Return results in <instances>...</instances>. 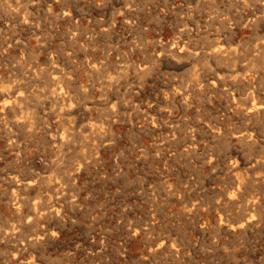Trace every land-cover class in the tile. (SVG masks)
<instances>
[{"label": "rangeland", "instance_id": "1", "mask_svg": "<svg viewBox=\"0 0 264 264\" xmlns=\"http://www.w3.org/2000/svg\"><path fill=\"white\" fill-rule=\"evenodd\" d=\"M259 1L0 0V264H264Z\"/></svg>", "mask_w": 264, "mask_h": 264}, {"label": "bare ground", "instance_id": "2", "mask_svg": "<svg viewBox=\"0 0 264 264\" xmlns=\"http://www.w3.org/2000/svg\"><path fill=\"white\" fill-rule=\"evenodd\" d=\"M257 1H258V0H256V2H257ZM260 1H261V0H260ZM260 1H259V2H260ZM261 2H262V1H261ZM239 4H240V3H239ZM263 4H264V3H263ZM251 7H252V6H251ZM12 8H13V6H12ZM7 9H8V8H7ZM10 9H11V8H10ZM15 9H17V8H15ZM18 9H19V8H18ZM255 9H258V6H257V8H255ZM8 10H9V9H8ZM9 11H10V10H9ZM22 11H23V10H22ZM232 11H233V10H232ZM11 12H12V11H11ZM12 13H14V12H12ZM257 13H259V11H258ZM19 14H20V13H19ZM19 14H18V16H20ZM255 14H256V12H255ZM13 15H14V14H13ZM260 15H262V14H260ZM231 16H232V15H231ZM12 17H13V16H12ZM12 17H11V18H12ZM247 17H248V16H247ZM256 17H259V15L256 16ZM256 17H255V18H256ZM240 18H241V17H240ZM249 18H250V15H249ZM251 18H252V16H251ZM255 18H254V19H255ZM12 19H13V18H12ZM12 19H11V20H12ZM229 19H230V18H229ZM263 19H264V18H263ZM9 20H10V19H9ZM222 20H223V19H222ZM224 20H225V19H224ZM250 20H252V19H250ZM257 20H261V19H258V18H257ZM240 21H241V20H240ZM242 21H243V20H242ZM252 21H253V20H252ZM25 22H26V21H25ZM259 22H260V21H259ZM262 22H263V20H262ZM262 22H261V24H262ZM224 23H225V21H224ZM227 23H228V22H227ZM230 23H231V22H230ZM246 23H248V22H246ZM252 23H253V22H252ZM188 24H189V23H188ZM257 24H258V23H257ZM258 25H259V24H258ZM258 25H257V26H258ZM259 26H260V25H259ZM5 27H6V26H5ZM15 27H16V26H15ZM187 27H188V26H187ZM224 28H226V27H224ZM257 28H258V27H257ZM257 28H256V29H257ZM260 28H261V27H260ZM263 28H264V27H263ZM252 29H253V28H252ZM258 30H259V28H258ZM221 31H222V30H221ZM103 32H104V31H103ZM231 32H232V31H231ZM1 33H2V32H1ZM1 33H0V35H1ZM231 34H232V33H231ZM221 36H222V35H221ZM250 36H251V35H250ZM218 37H219V36H218ZM262 37H263V36H262ZM262 37H261V38H262ZM221 40H222V38H220V42H221ZM230 41H231V40H230ZM214 42H215V41H214ZM218 42H219V38H218ZM220 42H219V43H220ZM261 42H262V41H261ZM185 43H186V41H185ZM224 43H225V42H224ZM249 43H250V42H249ZM257 43H258V42H257ZM179 44H180V43H179ZM220 44H221V43H220ZM222 44H223V43H222ZM239 44H240V43H239ZM185 45H186V44H185ZM185 45H184V47H185ZM256 45H257V44H256ZM259 45H260V44H259ZM23 46H24V45H23ZM217 46H218V45H217ZM219 46H220V45H219ZM231 46H235V45L231 44ZM240 46H241V45H240ZM257 46H258V45H257ZM261 46H263V45H261ZM261 46H260V47H261ZM186 48H187V46H186ZM222 48H223V47H222ZM222 48H221V49H222ZM227 48H228V45H227ZM229 48H230V47H229ZM231 48H232V47H231ZM236 48H237V47H236ZM192 49H193V48H192ZM225 49H226V48H225ZM225 49H224V50H225ZM260 49H261V48H260ZM262 49H263V48H262ZM28 50H29V49H28ZM182 50H183V49H182ZM224 50H223V51H224ZM234 50H235V49H234ZM234 50H232V51L234 52ZM178 51H179V50H178ZM188 51H190V50H188ZM192 51H193V50H192ZM212 51H213V50H212ZM223 51H222V52H223ZM252 51H253V50H252ZM216 52H217V51H216ZM224 52H226V51H224ZM227 52L229 53L230 51H227ZM244 52H245V50H244ZM263 52H264V50H263ZM235 53H236V52H235ZM237 53H238V52H237ZM261 53H262V52H261ZM180 54H181V53H180ZM197 54H198V53H197ZM211 54H212V53H211ZM218 54H219V53H218ZM230 54H231V53H230ZM233 54H234V53H233ZM233 54H232V55H233ZM262 54H264V53H262ZM120 55H121V54H120ZM170 55H171V54H170ZM223 55H224V53H223ZM121 56H122V55H121ZM186 56H187V55H186ZM224 56H225V55H224ZM224 56H223V57H224ZM234 56H235V55H234ZM237 56H238V55H237ZM256 56H257V55H256ZM263 56H264V55H263ZM263 56L260 55V57H263ZM182 57H183V56H182ZM220 57H221V56H220ZM220 57H219V58H220ZM227 57H228V56H227ZM230 57H231V56H230ZM260 57H257V58H260ZM58 58H59V57H58ZM184 58H185V57H184ZM221 58H222V57H221ZM233 58H234V57H233ZM237 58H238V57H237ZM239 58H240V57H239ZM263 58H264V57H263ZM263 58H262V59H263ZM223 59H224V58H223ZM223 59H221V60H223ZM228 59H229V57H228ZM230 59H231V58H230ZM216 60H217V59H216ZM191 61H192V60H191ZM229 61H230V60H229ZM237 61H238V60H237ZM244 61H245V60H244ZM41 63H42V62H41ZM244 63H245V62H244ZM96 64H97V63H96ZM260 64H261V63H260ZM56 65H57V64H56ZM94 65H95V64H94ZM98 65H99V64H98ZM98 65H97V66H98ZM38 66H39V65H38ZM35 67H36V66H35ZM94 67H95V66H94ZM126 67H127V65H126ZM126 67L124 66V68H126ZM134 67H135V66H134ZM240 67H241V66H240ZM20 68H21V67H20ZM124 68H123V69H124ZM129 68H130V67H128V69H129ZM136 68H137V67H136ZM143 68H144V67H143ZM147 68H148V67H147ZM254 68L256 69V67H254ZM21 69H22V68H21ZM21 69H20V70H21ZM52 69H53V68H52ZM95 69H97V68H95ZM95 69H93V70H95ZM245 69H246V68H245ZM20 70H19V71H20ZM36 70H37V69H36ZM39 70H40V69H39ZM42 70H43V69H42ZM135 70H137V69H135ZM138 70H140V69H138ZM147 70H148V69H147ZM257 71H258V70H257ZM20 72H21V71H20ZM39 72H40V71H39ZM41 72H42V71H41ZM43 72H44V71H43ZM138 72H139V71H138ZM246 72H247V71H246ZM21 73H22V72H21ZM127 73H128V72H127ZM220 73H221V72H220ZM237 73H238V72H237ZM19 74H20V73H19ZM35 74H36V72H35ZM139 74H140V73H139ZM217 74H218V73H217ZM223 74H224V73H223ZM229 74H230V73H229ZM44 75H45V74H44ZM233 75H234V74H233ZM233 75H231V76H233ZM237 75H238V74H237ZM246 75H247V73H246ZM39 76H40V75H39ZM127 76H128V75H127ZM36 77H37V76H36ZM44 77H45V76H44ZM46 77H47V76H46ZM55 77H57V76H55ZM234 77H235V76H234ZM32 78H33V77H32ZM38 78H39V77H38ZM237 78H238V77H237ZM246 78H247V76H246ZM33 79H34V78H33ZM36 79H37V78H36ZM232 79H233V78H232ZM235 79H236V78H235ZM241 79H242V78H241ZM243 79H244V78H243ZM1 80H2V79H1ZM47 80H48V77H47ZM236 80H238V79H236ZM73 81H74V80H73ZM117 81H118V80H117ZM215 81H216V80H215ZM262 81H263V79H262ZM1 82H2V81H1ZM5 83H6V81H5ZM216 83H217V82H216ZM260 83H261V82H260ZM252 84H253V83H252ZM1 86H3V82H2V85H0V87H1ZM4 86H7V85L4 84ZM251 86H252V85H251ZM7 87L9 88V86H7ZM10 87H11V86H10ZM78 87H79V86H78ZM11 88H12V87H11ZM15 88H17V87H15ZM58 88H59V87H58ZM58 88H56V89H58ZM74 88H75V87H74ZM76 88H77V87H76ZM76 88H75V89H76ZM80 88H81V86H80ZM1 89H2V88H1ZM84 89L87 90L86 88H84ZM88 89H89V88H88ZM189 89H190V88H189ZM53 90H54V89H53ZM67 90H68V89H67ZM16 91H18V90H16ZM50 91H52V90H50ZM56 91H57V90H55V92H56ZM61 91H62V90H61ZM69 91H70V90H69ZM69 91H67V92L70 93ZM249 91H251V90H249ZM254 91H255V90H254ZM254 91H252V92H254ZM9 92H10V91H9ZM82 92H83V91H82ZM86 92H87V91H86ZM3 93H4V91H3ZM10 93H11V92H10ZM10 93H9V94H10ZM50 93H51V92H50ZM52 93H53V92H52ZM250 93H251V92H250ZM0 94L3 95L2 93H0ZM12 94H13V93H11V95H12ZM16 94H17V93H16ZM55 94H56L55 96H57V93H55ZM61 94H62V93H61ZM83 94H85V93H83ZM254 94H255V97H256V93H255V92H254ZM18 95H19V94H18ZM245 95H246V94H245ZM13 96H14V95H13ZM51 96H52V95H51ZM86 96H87V95H86ZM86 96H85V98H86ZM242 96H243V95H242ZM0 97H1V96H0ZM18 97H19V96H18ZM14 98H15V97H14ZM19 98H20V97H19ZM24 98H25V97H24ZM51 98H52V97H50V99H51ZM54 98H55V97H54ZM56 98L59 99L60 96H59V98H58V97H56ZM10 99H11V98H10ZM25 99L27 100V98H25ZM90 99H91V98H90ZM255 99H256V98H255ZM26 100H25V102H26ZM51 100L53 101V99H51ZM61 100H62V99H61ZM61 100H59L60 103H61ZM253 100H254V99H253ZM9 101H10V100H9ZM57 101H58V100H57ZM251 101H252V100H251ZM21 102H22V101H21ZM54 102H55V101H54ZM88 102H89V101H88ZM253 102H255V100H254ZM256 102L258 103V101H256ZM10 103H11V102H10ZM10 103H9V104H10ZM55 103H58V102H55ZM72 103H73V102H72ZM242 103H243V102H242ZM7 104H8V103H7ZM86 104H87V102H86ZM91 104H92V102H91ZM18 105H19V104H18ZM58 105H59V103H58ZM251 105H252V104H251ZM59 106L62 107L61 105H59ZM67 106H68V105H67ZM143 106H144V105H143ZM255 106H256V105H255ZM15 107H17V106H15ZM15 107H14V108H15ZM74 107H75V106H74ZM244 107H245V105H244ZM248 107L250 108V105H249ZM251 107H252V106H251ZM256 107H257V106H256ZM256 107H255V108H256ZM14 108H13V109H14ZM43 108H44V107H43ZM49 108H50V107H49ZM76 108H77V107H76ZM91 108H92V107H91ZM261 108H263V107L261 106ZM18 109H19V108H18ZM18 109L16 110V108H15L16 111H18ZM68 109H69V108H68ZM246 109H247V108H246ZM258 109H259V108H258ZM258 109H257V110H258ZM1 110H2V108H1ZM47 110H48V109H47ZM87 110H88V109H87ZM130 110H131V109H130ZM5 111H6V110H5ZM261 111H263V110H261ZM20 112H21V110H20ZM85 112H86V111H85ZM254 112H255V111H254ZM258 112H259V111H258ZM258 112H257V113H258ZM6 113H8V112H6ZM13 113H14V112H13ZM252 113H253V110H252ZM16 114H17V112H16ZM16 114H15V116H16ZM19 114H20V113H19ZM19 114H18V115H19ZM65 114H66V113H65ZM138 114H139V113H138ZM245 114H246V113H245ZM259 114H260V113H259ZM7 115H9V114H7ZM10 115H11V114H10ZM12 115H13V114H12ZM246 115H247V114H246ZM263 115H264V113H263ZM15 116H14V117H15ZM20 116H21V115H20ZM128 116H129V115H128ZM16 117L19 119L18 116H16ZM23 117H24V116H23ZM41 117H42V116H41ZM44 117H45V116H44ZM88 117H89V116H88ZM230 117H231V116H230ZM20 119H21V118H20ZM20 119H19V120H20ZM22 119H23V118H22ZM127 119H128V118H127ZM8 120H9V119H8ZM10 120H12V119H10ZM128 120H129V119H128ZM262 121H263V119H262ZM157 122H158V121H157ZM13 123H14V122H13ZM16 123H17V122H16ZM16 123H15V125H16ZM65 123H66V122H65ZM128 123H129V122H128ZM263 123H264V122H263ZM11 126H12V125H11ZM23 126H24V125H23ZM154 128H155V127H154ZM218 128H219V127H218ZM94 129H95V128H94ZM175 129H176V128H175ZM99 130H100V129H99ZM94 132H95V131H94ZM71 133H72V132H71ZM96 133H98V132H96ZM175 133H176V132H175ZM93 134H94V133H93ZM98 134H99V133H98ZM190 134H191V133H190ZM251 134H252V133H251ZM74 135H75V134H74ZM95 135H96V134H95ZM168 136H169V135H168ZM177 136H178V135H177ZM187 136H188V135H187ZM232 136H233V135H232ZM249 136H250V135H249ZM106 137H107V136H106ZM226 137H227V136H226ZM245 137H246V136H245ZM66 138H67V137H66ZM71 138H72V137H71ZM172 138H173V137H172ZM214 139H215V138H214ZM225 140H226V139H225ZM61 141H62V140H61ZM195 141H196V140H195ZM59 144H60V143H59ZM187 145H188V144H187ZM191 145H192V144H191ZM188 146H189V145H188ZM193 146H194V145H193ZM184 147H185V146H184ZM187 150H188V149H187ZM189 152H190V151H189ZM171 153H172V152H171ZM165 158H166V157H165ZM213 161H214V160H213ZM165 164H166V163H165ZM13 170H14V169H13ZM236 171H237V170H236ZM13 172H14V171H13ZM17 172H18V171H17ZM13 174H14V173H13ZM11 176H12V175H11ZM13 176H15V174H14ZM8 177H9V176H8ZM18 177H19V175H18ZM18 177L15 176V178H17V179H18ZM70 177H71V176H70ZM161 178H162V177H161ZM11 179H12V178H11ZM11 179H8V180H11ZM235 179H236V178H235ZM24 180H25V179H24ZM51 180H52V179H51ZM238 180H239V179H238ZM252 180H253V179H252ZM11 181H12V180H11ZM25 181H26V180H25ZM28 181H29V180H28ZM28 181H27V182H28ZM188 181H189V180H188ZM9 182H10V181H9ZM14 182H15V181H14ZM14 182H13V183H14ZM22 182H23V181H22ZM52 182H53V181H52ZM52 182L49 183V184L53 186L54 183L52 184ZM10 184L12 185V183H10ZM19 184H21V183H19ZM26 184H27V183H26ZM26 184H25L24 186H26ZM47 184H48V183H47ZM49 184H48V186H50ZM55 184H57V183H55ZM150 184H151V183H150ZM238 184H239V183H238ZM8 185H9V184H8ZM14 185H15V184H14ZM57 185H58V184H57ZM9 186H10V185H9ZM15 186H16V185H15ZM15 186H14V187H15ZM27 186H29V185H27ZM240 186H241V184H240ZM10 187H11V186H10ZM55 187H56V186H55ZM55 187H54L53 189H55ZM57 187H58V186H57ZM16 188H17V187H16ZM18 188H20V187H18ZM25 188H26V187H25ZM30 188H31V187H30ZM50 188H51V187H50ZM173 188H174V187H173ZM20 189H22V188H20ZM20 189H19V192H20ZM10 190H11V189H10ZM16 190H17V189H16ZM24 190H25V189H24ZM8 191H9V190H8ZM165 191H166V190H165ZM232 191H233V190H232ZM13 192H14V191H13ZM52 192H53V191H52ZM21 194H22V192H21ZM170 194H171V193H170ZM227 194H228V193H227ZM49 195H50V194H49ZM11 196H12V195H11ZM27 196H28V195H27ZM61 196H62V195H61ZM63 196H64V194H63ZM64 197H65V196H64ZM25 198H26V196L24 197V200H25ZM54 198H55V197H54ZM61 198H62V197H61ZM11 199H12V197L10 198V200H11ZM13 199H14V198H13ZM28 199H29V197H28ZM64 199H65V198H64ZM64 199H63V200H64ZM14 200H15V199H14ZM16 200H17V196H16ZM51 200L53 201V199H51ZM17 201H19V199H18ZM17 201H16V202H17ZM20 201H21V199H20ZM20 201H19V202H20ZM36 201H38V200H36ZM12 202H13V200H12ZM16 202H14V203H16ZM21 202H22V201H21ZM28 202H29V201H28ZM72 202H73V201H72ZM76 202H77V201H76ZM238 202H239V201H238ZM6 203H8V202H6ZM29 203H30V202H29ZM39 203H40V202H39ZM39 203H38V206H39ZM42 203H43V202H42ZM12 204H13V203H12ZM17 204H18V203H17ZM26 204H27V203H26ZM34 204H35V203H34ZM34 204H33V205H34ZM61 204H62V203H61ZM67 204L69 205L70 203H67ZM18 205H19V204H18ZM30 205H31V203H30ZM42 205H43V204H42ZM46 205H47V204H46ZM72 205H73V204H72ZM217 205H218V204H217ZM16 206H17V205H16ZM34 206H35V205H34ZM36 206H37V205H36ZM63 206H64V205H63ZM231 206H232V205H231ZM262 206H263V205H262ZM20 207H21V205H20ZM39 207H40V206H39ZM255 207H256V206H255ZM18 208H19V207H17V209H18ZM32 208H33V206H32ZM34 208H35V207H34ZM40 208H41V207H40ZM44 208H45V207H44ZM46 208H47V207H46ZM48 208H49V206H48ZM56 208H57V207H56ZM56 208H55V210H53V208H52V213H53V211H56ZM29 209H30V208H29ZM57 209H58V208H57ZM62 209H63V208H62ZM12 210H13V209H12ZM41 210H42V209H41ZM46 210H47V209H46ZM210 210H211V209H210ZM30 211H31V210H30ZM33 211H34V210H33ZM50 211H51V210H50ZM50 211H49V212H50ZM59 211H61V210H59ZM59 211H58V212H59ZM58 212H57V213H58ZM15 213H16V212H15ZM17 213H18V212H17ZM17 213H16V214H17ZM37 213H38V212H37ZM55 213H56V212H55ZM30 214H31V212H30ZM30 214H29V215H30ZM49 214H50V213H49ZM2 215H3V214H2ZM18 215H19V214H18ZM247 215H248V214H247ZM56 216H57V215H56ZM0 217L2 218L1 214H0ZM3 217H4V216H3ZM20 217H21V216H20ZM27 217H28V216H27ZM37 217H38V216H37ZM37 217H36V218H37ZM41 217H42V216H41ZM57 217H58V216H57ZM5 218H7V217H5ZM58 218H59V217H58ZM251 218H252V217H251ZM32 219H33V218H32ZM5 220H7V222H8L9 218H8V219H5ZM5 220H4V221H5ZM14 220H15V219H14ZM30 220H31V219H30ZM30 220H29V221H30ZM37 220H38V218H37ZM26 221H27V220H26ZM219 221H220V220H219ZM242 221H243V220H242ZM247 221H248V220H247ZM251 222H253V221H251ZM254 222H255V221H254ZM36 223H37V222H36ZM245 223H247V222H245ZM245 223H242V224L244 225ZM27 224H28V223H27ZM30 224H31V223H30ZM232 224H233V223H232ZM5 225H6V224H5ZM11 225H12V224H11ZM22 225H23V224H22ZM35 226H36V225H35ZM86 226H87V225H86ZM149 226H150V225H149ZM12 227H13V226H12ZM29 227H30V226H29ZM230 227H231V226H230ZM247 227H248V224H247ZM21 228H22V227H21ZM23 228H24V227H23ZM231 228H232V227H231ZM242 228H243V227H242ZM15 229H17V228H15ZM24 229H25V228H24ZM40 229H41V228H40ZM0 230H1V229H0ZM2 230H4V229H2ZM235 230H236V228H235ZM241 230H243V229H241ZM244 230H245V229H244ZM5 231H6V230H5ZM17 231H18V230H17ZM19 231H20V230H19ZM25 231H26V230H25ZM41 231H42V229H41ZM140 231H141V230H140ZM144 231H145V230H144ZM239 231H240V230H239ZM247 231H248V230H247ZM3 232H4V231H3ZM14 232H15V230H14ZM5 233H6V232H5ZM5 233H4V234H5ZM20 233H21V232H20ZM20 233H19V235H20ZM140 233H141V232H140ZM145 233H147V232H145ZM0 234H1V232H0ZM15 234H17V233H15ZM246 234H247V233H246ZM29 235H32V234H29ZM34 235H35V234H34ZM37 235H38V234H37ZM39 235H40V233H39ZM136 235H137V234H136ZM20 236H21V235H20ZM20 236H19V237H20ZM23 236L25 237V235H23ZM41 236H42V234H41ZM15 237H16V236H15ZM17 237H18V236H17ZM30 237H31V236H30ZM35 237H36V236H35ZM44 237H45V236H44ZM12 238H13V237H12ZM39 238H40V237H39ZM19 239H20V238H18V240H19ZM24 239H25V238H24ZM24 239H23V240H24ZM37 239H38V238H37ZM41 239H42V238H41ZM15 240H17V239H15ZM20 240H21V239H20ZM31 240H32V238H31ZM35 240H36V238H35ZM38 240H39V239H38ZM26 241H27V240H26ZM24 242H25V240H24ZM33 242H35V241H33ZM36 242H37V240H36ZM145 242H149V241H145ZM162 242H163V241H162ZM19 243L21 244V242H18V244H19ZM29 243H30V242H29ZM31 243H32V241H31ZM32 244H33V243H32ZM35 244H36V243H35ZM148 244H149V243H148ZM148 244H147V245H148ZM150 244H151V243H150ZM28 245H29V244H28ZM18 246H19V245H18ZM23 246H24V245H23ZM26 247H27V246H26ZM34 247H35V245H34ZM159 247H160V246H159ZM165 247H166V246H165ZM18 248H19V247H18ZM157 248H158V247H157ZM160 248H161V247H160ZM166 248H167V247H166ZM173 248H174V247H173ZM176 248H177V247H176ZM28 249H31V248H28ZM152 249H153V248H151V250H152ZM20 250H21V249H20ZM35 250H36V249H35ZM154 250H155V249H154ZM159 250H160V249H159ZM176 250H177V249H176ZM24 251H25V250H24ZM24 251H23V252H24ZM27 251H28V250H27ZM157 251H158V250H157ZM19 252H20V251H19ZM35 252H36V251H35ZM159 252H160V251H159ZM31 254H32V253H31ZM34 255H35V254H34ZM32 256H33V255H32ZM149 256H150V255H149ZM20 262H21V261H20ZM31 262H32V261H31ZM39 264H42V263H39Z\"/></svg>", "mask_w": 264, "mask_h": 264}]
</instances>
